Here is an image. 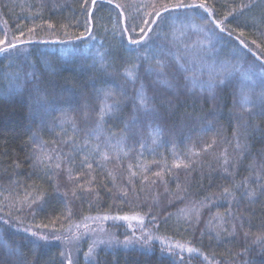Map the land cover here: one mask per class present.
Returning <instances> with one entry per match:
<instances>
[{
    "label": "trees",
    "instance_id": "1",
    "mask_svg": "<svg viewBox=\"0 0 264 264\" xmlns=\"http://www.w3.org/2000/svg\"><path fill=\"white\" fill-rule=\"evenodd\" d=\"M131 1L115 0L138 6L141 13L148 11L143 6L152 2ZM82 2L0 0V38L6 33L11 39L23 30V38L32 39L30 44L19 45V56L8 58L9 54H0V264H18V259H23L25 264H61L64 259L61 253L69 251L76 264H89V259L92 264H208L205 255L223 264H264V241L257 240L264 234V195L260 194V186L264 185V172L261 171L264 166L261 92L264 89L258 82L244 87L250 98L248 108L251 111H248L239 103L241 84L238 78L218 87L214 98L201 92L198 85L185 87L183 79L174 80L171 69L163 78L140 71L138 79H129L124 75L125 68H133L138 62L121 43L119 32H113L112 21L116 17L113 6L101 3L98 11L93 9L107 31L104 27L94 28L95 39H92L84 31L86 17ZM209 2L218 6L219 14L230 10L223 7L226 3L239 5L241 0ZM131 11L136 14L134 9ZM261 17H264V0H256L251 11L245 9L244 15L235 19L229 17V27L239 24L246 26L250 37L258 35L264 31ZM48 23L55 26V31L47 28ZM176 24L179 28L178 21ZM61 25L69 27L65 29ZM33 27L36 32L29 33L28 29ZM65 31L68 36L64 35ZM81 33L84 39H76ZM173 39L178 47L169 43L171 51L166 50L163 58L175 67V57L195 58L198 51L195 45L203 40V36L193 35L187 41L190 45L187 49L185 37L179 31L169 37V40ZM234 47V41L226 38L217 44L214 55L226 61L235 55H245L238 48L234 51ZM105 50L111 51L112 56L102 66L97 53ZM129 60L131 63H126ZM152 66L155 67V61ZM163 79L171 86L163 83ZM41 81L45 84L41 85ZM49 83L55 86L54 89L46 86ZM142 85L145 95L155 101L159 112L155 123L151 119L147 122L141 119L142 113H136V121H133V101L139 105L136 97ZM37 86L42 90L36 91ZM65 87L75 91L77 97L81 93L95 96L96 90L100 89L99 95L108 96L109 104L113 100L123 101L120 105L123 111L103 125L100 135L104 139L113 132L117 137L123 134L124 143L108 150L112 157L109 161L96 157L91 170L81 169L79 164L83 157L77 158L73 171L85 189L91 191L77 190L76 196L72 195L74 185L66 174L57 175L53 168L51 176L45 175L43 170L34 169L28 159L36 149L33 136L47 141L46 150L57 156L61 151L65 154L72 151L73 137L78 144L81 142L83 134L76 135L72 124L62 123L65 115L76 119L80 128L85 123L64 106ZM121 90L127 93L126 97ZM162 101L167 103L162 104ZM92 119L96 117L93 115ZM125 122L137 132L135 141L123 133ZM92 127L94 125H90V130ZM213 140L216 141L214 146L203 151ZM237 140L241 145L239 149L236 148ZM115 142L116 137H113L112 143ZM225 148L231 175L224 170ZM176 161H192V169L172 168ZM16 162L19 167L12 166ZM129 164L133 165L135 176L130 175ZM154 171H163L166 184L152 175ZM142 177H147L143 183ZM245 179L248 190L256 193L254 197L244 196L245 189L240 188L236 192V201L218 200L219 206L210 204L199 208V222L194 213L189 215L190 226L179 218L182 211L187 212L205 197L218 194L219 186H231L233 180L239 184ZM151 180H157V184L152 185ZM12 181H19L20 188H15ZM177 185L180 189L187 188L179 193L183 199L175 195ZM25 191L31 196L43 194L44 200L32 205V209L17 210L22 207ZM125 191L127 196L123 194ZM13 204L15 207H11ZM228 204L231 213L242 216L244 222L240 229L241 221H235V236L212 227L219 224L213 219L217 212L221 216L228 215ZM121 216L129 219H115ZM178 219L183 227H178ZM36 225L47 227L37 228ZM231 227L232 222L223 223V228ZM30 231L45 233L49 239L39 241L40 247L34 248L31 241L36 238L29 234ZM216 231H221V238L210 239V232L215 236ZM148 233L159 239L148 245L137 242L124 246L126 239L135 241ZM244 233H248L247 237ZM73 235L80 239L70 241L68 238ZM56 236L61 238L56 239ZM97 239H111L113 243L99 245L96 255L86 259L88 247ZM189 247L198 251L189 253ZM9 249H16L23 255L13 256Z\"/></svg>",
    "mask_w": 264,
    "mask_h": 264
},
{
    "label": "snow or ice",
    "instance_id": "2",
    "mask_svg": "<svg viewBox=\"0 0 264 264\" xmlns=\"http://www.w3.org/2000/svg\"><path fill=\"white\" fill-rule=\"evenodd\" d=\"M101 3H107L112 5L116 11L115 20L112 21L113 32H119L121 43L124 44L127 52L130 56L135 55L136 63L133 68H125L124 75L129 79H138L139 72L144 71L145 73H155L158 77L163 78L168 69L172 70V78L174 80L183 79L185 82V87L191 85L195 88L197 85L201 92H205L209 95H213L218 87L225 85L226 83H231L234 79H239L241 84V96H240V106L245 110L251 111L248 108L250 103V98L248 94L244 91V87L247 84L259 83L261 89H264V31H260L258 35L253 34L251 37L245 27H241L237 24L235 27H229L231 21L229 17L235 19L238 15H244V10L251 9L256 5V0H248L247 3H244L241 0L239 5H228L227 3L223 6L224 8H230L227 11L217 12L218 6L214 3H210L209 0H152L151 3L144 5L143 7L149 9L143 13L140 12V8L133 4L115 2V0H83L81 8L83 14L86 17L84 24V31L89 37L95 39L94 28L97 30L100 27H104V30L107 31V27L101 24V18H97L95 12L99 10ZM134 9L136 14H133ZM179 22V28H177L176 22ZM261 23L264 24V17H261ZM40 27H43L41 25ZM68 25H61V28H67ZM48 29L55 31V26L52 23L47 24ZM179 31L185 37V48H189L190 45L187 43L193 35L203 36V40L197 41L195 47L197 48V54L194 59H189L185 57H175V67L172 64H169L163 58L165 56L166 50L171 51L168 48L169 43L178 47L176 40H169L170 36H174L175 33ZM29 33H35L36 28H29ZM65 36H68L67 31L64 32ZM25 33L23 30L20 31L18 35H14L11 39L5 33L2 38H0V54H9L8 58H11L12 55L19 56L20 49L19 45L30 44L32 43L31 37L24 39ZM76 39H84V34L75 37ZM230 39L234 41L235 47L234 51L238 48L240 51L244 52V56L235 55L232 60H219L214 54L217 52V44L224 39ZM126 42V43H125ZM206 42V43H205ZM12 50H16L15 53ZM70 54V50H69ZM100 63L104 64V61L112 56L111 51L105 50L104 52L97 53ZM152 61H155V67L152 66ZM243 61V62H241ZM126 63H131V60ZM147 64L148 67L145 68L144 65ZM107 70V69H105ZM191 73V76L188 75ZM207 77L206 80L203 77ZM163 83H170L167 79L162 80ZM41 85H44L45 82L41 81ZM49 88L54 89V85L47 84ZM178 86V85H177ZM41 87L37 86L36 91H41ZM101 90L97 89V95L95 96H85L81 93L80 97H77L76 92L69 88L63 89V104L67 106L75 116L84 120V127L80 128L77 126L76 119L72 117L62 118V123L67 122L72 124L73 132L76 135H82L81 142L78 144L75 137L71 141L72 151L68 154L60 152V155H54L52 152L46 150L45 145L47 141H42L37 137L33 136L32 143L36 146V149L28 157L32 162V167L34 169L43 170L45 175L51 176L52 169L57 170V175L66 174L68 180L72 182L74 187H72V195L76 196L77 190L80 191H91V189H85L84 184L81 183L79 177L74 173L73 168L78 157L82 156L80 159L79 167L81 169L87 168L91 170L93 164L96 162L95 158L99 157L103 161H109L112 159L109 154L110 148L118 147L124 143L125 136L121 134L119 137L116 136V133H111L107 138L102 139L100 133L103 131V125L108 122L109 119H113L116 113L123 111V108L120 107L121 101L113 100L111 104L108 103V96L101 97L99 92ZM123 96H127V93L121 90ZM136 99L139 101V105H136V101H133L134 114L133 121H136V113H142L141 119L145 122L151 119L153 123L159 117V112L155 106V101L147 97L144 92L143 85L141 86L140 91L137 93ZM167 103L166 101H162ZM152 104L153 106L149 107ZM261 104L262 109H264V91L261 92ZM264 114V111H262ZM95 116L96 119L93 120L92 116ZM90 125L94 127L90 130ZM123 133L127 134V138L133 141L136 140L137 132L133 131V128L128 123H124ZM159 136V133H157ZM113 137H116L115 144L112 143ZM155 142V140L153 141ZM65 144L68 141H64ZM94 143V147H92ZM216 143L213 140L212 144H209L203 151H207L208 148H212ZM227 143V142H226ZM143 147V145H141ZM241 145L239 140H237L236 148H240ZM224 159L223 165L225 166V172H230V162L227 158V148L224 150ZM125 155H128L125 152ZM118 159V157H117ZM193 162L189 161L185 163L184 161H176L172 168L175 169H192ZM13 167H19V163L16 162L12 165ZM133 165L129 164L128 171L131 176H135L136 173L132 171ZM194 170V169H193ZM147 171V169H145ZM261 171L264 172V166H262ZM168 174H172L168 172ZM85 176L89 173H84ZM152 175L157 177L160 182L165 183L163 180V171H154ZM147 177H142V183L146 180ZM91 183V181H89ZM152 185L157 184V180H151ZM248 181L242 180L239 184H236L233 180L231 186L221 185L220 191L218 194H213L212 196L205 197L204 201H201L199 205H194L192 209H189L187 212L182 211L179 214V218L184 219L188 222L189 226L191 225V220L189 215L194 213L195 219L199 222V208L207 207L210 204H217L218 200L222 201H236V192L240 188H244V196L254 197L256 193L254 191H249L247 188ZM12 184L15 188H20L19 181H12ZM68 185H65L67 187ZM178 191L175 194L178 199H183L180 196V191H186L187 188L180 189V186L177 185ZM56 191H59V185H57ZM125 196L128 195V192L123 193ZM260 194L264 195V185L260 186ZM2 195V193H0ZM67 195V192L64 193ZM44 200V195L40 196H31L25 191L23 204L20 210H23V207L32 209V205L38 204ZM239 203V201H237ZM15 207V204L11 205ZM231 205L228 204L226 210L228 211L227 216H221L217 212L216 216L213 219L219 222L218 225L212 226L213 229L219 227L221 231H226L229 236H235L237 231V225L235 224L236 220H240L239 228L244 227V222L242 216H235L230 211ZM151 211V209H149ZM171 215V214H169ZM59 219V217H57ZM115 219L127 220L129 217L121 216L115 217ZM155 220L156 217H153ZM232 222L231 228H223V223ZM143 221H141L142 223ZM3 223L7 224V220H3ZM55 223V221H51ZM167 223V218L165 219ZM178 227H183L179 224ZM209 225H212V221H209ZM37 228L47 227V225H36ZM78 227V226H77ZM156 227H159L157 224ZM221 231H216L215 236L209 234L210 239L221 238ZM32 237L36 239L31 241V244L34 248L40 247L39 241H47L49 236L45 233H38L36 231H30L29 233ZM247 237L248 233H244ZM56 239L61 237L56 236ZM70 241H78L80 237L78 235H73L68 238ZM154 239H159L154 236L152 233L142 234V237L136 238L133 241L131 238L126 239L123 243L127 247L134 243H141L143 245H148ZM257 240L264 241V234L257 237ZM113 241L111 239H97L92 242L88 247L87 252L85 253V258L89 259L96 255V248L101 244L111 245ZM5 247L7 245H4ZM78 247V245H77ZM171 249V245L168 246ZM189 253L198 251L192 247L187 249ZM9 252L13 256H22V253H18L16 249H9ZM61 256L64 258L61 261V264H76V261L73 259L71 252L61 253ZM183 259V257H181ZM204 260L208 264H223V262H214L209 259L207 255L204 256ZM18 264H25L23 259H18ZM89 264H92V261L89 259Z\"/></svg>",
    "mask_w": 264,
    "mask_h": 264
},
{
    "label": "rangeland",
    "instance_id": "3",
    "mask_svg": "<svg viewBox=\"0 0 264 264\" xmlns=\"http://www.w3.org/2000/svg\"><path fill=\"white\" fill-rule=\"evenodd\" d=\"M131 1V0H130ZM132 2V1H131ZM133 3V2H132Z\"/></svg>",
    "mask_w": 264,
    "mask_h": 264
}]
</instances>
